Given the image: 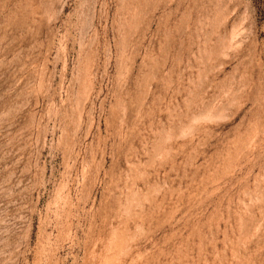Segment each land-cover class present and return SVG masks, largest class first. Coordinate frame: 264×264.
<instances>
[{"label": "rangeland", "instance_id": "rangeland-1", "mask_svg": "<svg viewBox=\"0 0 264 264\" xmlns=\"http://www.w3.org/2000/svg\"><path fill=\"white\" fill-rule=\"evenodd\" d=\"M0 264H264V0H0Z\"/></svg>", "mask_w": 264, "mask_h": 264}]
</instances>
